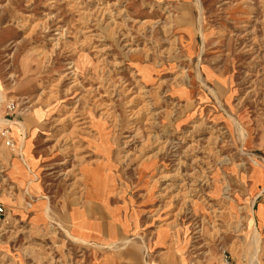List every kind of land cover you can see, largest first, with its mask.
<instances>
[{
  "label": "rangeland",
  "instance_id": "obj_1",
  "mask_svg": "<svg viewBox=\"0 0 264 264\" xmlns=\"http://www.w3.org/2000/svg\"><path fill=\"white\" fill-rule=\"evenodd\" d=\"M2 98L0 264H264V0H0Z\"/></svg>",
  "mask_w": 264,
  "mask_h": 264
},
{
  "label": "crops",
  "instance_id": "obj_2",
  "mask_svg": "<svg viewBox=\"0 0 264 264\" xmlns=\"http://www.w3.org/2000/svg\"><path fill=\"white\" fill-rule=\"evenodd\" d=\"M186 10L191 8V5L185 6ZM210 80L209 78L206 79ZM211 82V81H210ZM30 195L36 193L30 192ZM106 192L101 194L103 197ZM117 208L110 206L108 208L103 207L100 203L90 202L88 206H79L71 214V234L76 239L86 245L96 247H106L113 245L115 238L118 235L119 229L124 230L121 224L118 223ZM163 239L161 235H156L152 247L156 245L157 251L153 254V264H182V258L179 253H174V260H167V252L160 251ZM152 253V252H150ZM129 254V253H128ZM128 254H123V261L118 264H149L145 261L142 255L135 251V254L129 258ZM98 264H116L115 262L109 263L106 260L98 259ZM91 261L90 264H97ZM189 264V263H188Z\"/></svg>",
  "mask_w": 264,
  "mask_h": 264
},
{
  "label": "bare ground",
  "instance_id": "obj_3",
  "mask_svg": "<svg viewBox=\"0 0 264 264\" xmlns=\"http://www.w3.org/2000/svg\"><path fill=\"white\" fill-rule=\"evenodd\" d=\"M3 97H4V95H3ZM5 98H6V97H5ZM3 101H5V100H3V98H2V101H1L0 103H2ZM0 105H1V104H0ZM33 120H34V119H33ZM19 124H20V125H23L22 123H19ZM236 125H237V124H236ZM237 126H238V125H237ZM238 127H239V126H238ZM239 131H240V130H239ZM242 132H243V134H244L243 137H244V140H245V139H246V133H245L244 131H242ZM247 136H248V135H247ZM247 142H248V141H247ZM256 164H257V163H256ZM255 174H256V175H255V176H256V177H255V178H256V181H257V182H258V181H261V180H262V176H261L262 174H261V172H260L259 169L256 170V173H255ZM255 178H254V179H255Z\"/></svg>",
  "mask_w": 264,
  "mask_h": 264
},
{
  "label": "built area",
  "instance_id": "obj_4",
  "mask_svg": "<svg viewBox=\"0 0 264 264\" xmlns=\"http://www.w3.org/2000/svg\"><path fill=\"white\" fill-rule=\"evenodd\" d=\"M4 213V209L3 207L0 206V214ZM189 264H208L206 261L204 260H199L196 259L195 257L189 262ZM225 264H230L228 262H226Z\"/></svg>",
  "mask_w": 264,
  "mask_h": 264
}]
</instances>
